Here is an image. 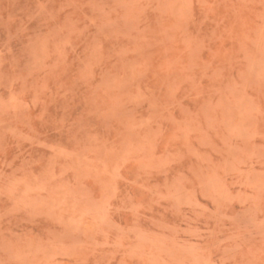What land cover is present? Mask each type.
Returning <instances> with one entry per match:
<instances>
[{"label":"rangeland","instance_id":"obj_1","mask_svg":"<svg viewBox=\"0 0 264 264\" xmlns=\"http://www.w3.org/2000/svg\"><path fill=\"white\" fill-rule=\"evenodd\" d=\"M0 264H264V0H0Z\"/></svg>","mask_w":264,"mask_h":264}]
</instances>
